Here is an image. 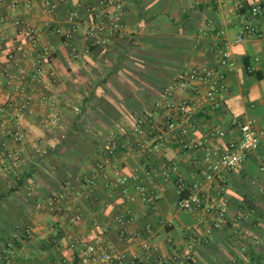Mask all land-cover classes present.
<instances>
[{
    "label": "crops",
    "instance_id": "crops-1",
    "mask_svg": "<svg viewBox=\"0 0 264 264\" xmlns=\"http://www.w3.org/2000/svg\"><path fill=\"white\" fill-rule=\"evenodd\" d=\"M124 1L120 29L97 45L85 37L92 18H104L99 0L0 2V136L6 133L9 146L0 152V264H86L70 247L79 233L127 257L140 256L142 243L150 242L162 257H177L171 264H264V188L251 183L264 182V134L239 169L211 180L204 175V147L238 136L234 118H256L264 129V14L251 15L264 0ZM245 22L256 32L231 46L224 103L201 88L174 94L176 102L190 100L188 113L167 107L164 87L184 68L217 66L224 42ZM56 29L73 33L66 38ZM12 48L24 74L9 56ZM41 48L49 49L52 67L32 80L33 52ZM141 118L158 129L171 119L188 132L172 131L152 150L135 132ZM17 127L25 133L22 142L12 139ZM213 129L226 135L213 136ZM190 140L202 146L183 148ZM151 192L158 195L153 203ZM193 193L210 212L176 206L180 194ZM224 193L229 201L219 218L215 205ZM50 198H56L53 208ZM244 211L250 221L236 234L234 218ZM76 214L81 222L72 221ZM120 214L132 220L122 223ZM214 221V239L188 248L185 231L202 235ZM16 225L28 226L31 235Z\"/></svg>",
    "mask_w": 264,
    "mask_h": 264
},
{
    "label": "built area",
    "instance_id": "built-area-1",
    "mask_svg": "<svg viewBox=\"0 0 264 264\" xmlns=\"http://www.w3.org/2000/svg\"><path fill=\"white\" fill-rule=\"evenodd\" d=\"M1 2V0H0ZM124 0H99L101 7L106 8L103 11V19L92 18L90 21V26L87 30V35L85 40L90 45L106 44L109 42L110 36L116 33L121 27V17L124 12L125 7ZM13 6V4H12ZM110 9V11H107ZM259 14H264V3H258L251 9V15L257 16ZM57 33L64 35L66 38L72 36V29L62 31L60 29L55 30ZM26 32L29 35V40L31 43H36V38L34 37L33 30L26 25ZM255 33L256 30L251 22H245L242 31L236 36V38L231 40H226L222 47L221 57L217 66H201L193 68H184L180 71L179 76L171 82L169 85L164 87V95L166 97L165 105L170 108L176 107L178 112L186 114L191 109L190 100L187 97H183L179 102L174 100V94L177 92H193L198 93L201 88H205V94L207 97H217V103L222 105L225 101L224 92L227 90L226 82V72L223 70L225 67H230L234 64L232 60V49L233 43H238L243 41L244 33ZM34 55V73L31 75V79L35 80L45 75V73L52 67L51 64V53L47 48L36 49L33 52ZM9 56L14 61L17 66L19 74H24L25 70L21 66L20 59L22 57L15 54V48H12ZM23 56V55H22ZM7 98H10V94H7ZM23 107V106H22ZM50 120H54V117L50 119L47 118L43 121V124H47ZM231 125L237 128L239 131L238 136L230 135L229 138L217 148H213L209 145L204 147V156L208 164L204 175L207 179H214L220 173H228L230 171L237 170L241 167L247 157L254 152L260 145L261 136L264 134V129L259 126V122L256 118H234L231 121ZM178 130L181 136L187 135V128L179 126L176 121L168 119L167 126L158 129L154 124H151L147 118L139 119L136 121L135 132L142 136L144 143L150 142L149 149L158 150L164 146L168 134L172 131ZM6 134V133H5ZM2 134L0 136V152L8 153L9 146L3 138ZM211 135L218 137H223L226 135V131L220 129H213L210 132ZM12 139L16 142H22L25 138L24 131L17 127V129L11 133ZM117 144L111 141L108 147L109 153L112 154L113 150L116 148ZM183 148H199L202 146L199 142L187 141L182 143ZM16 156L17 151H15ZM15 156V157H16ZM14 157V158H15ZM16 157V158H17ZM259 169L264 172V157L260 164ZM164 178L168 179L170 171L168 169L163 171ZM222 178V176H221ZM135 179H139L136 175ZM224 180V177L222 178ZM128 178L126 176L120 175L118 181L121 183H126ZM251 183L254 185H259L264 188V182L262 183L257 178H253ZM137 188L144 195H147L146 188L139 184ZM151 202H155L158 199V195L153 192L150 193ZM56 198L49 199V206L54 207ZM229 197L227 193L222 194V198L216 202L215 210L218 213L219 218H222L226 214V206L228 204ZM176 206L180 209L196 212L201 209L210 212L211 208L204 205V198L199 193L189 194L188 196H183L180 194L176 201ZM132 220V217L126 214H120L119 221L126 223ZM72 221L81 222L82 215L76 214L72 217ZM250 221V212L244 211L238 213L234 218V223L236 227L234 232L238 234L242 226ZM16 227L21 228L26 236L31 235V230L25 225H16ZM219 227V222L214 221L212 226L206 228L205 232L200 235L193 233L190 230L185 231L187 238L188 248L193 247L196 243L209 242L214 239V230ZM70 247L77 249L79 255L83 258L86 264H148L150 261H154L159 264H171L173 260H176V256L162 257L158 253L157 247L150 243L144 242L141 245V255L127 257L126 254L122 252H116L109 247L103 246L99 240L94 242L92 236L89 233H79L77 234L70 243ZM242 250L245 251L246 247L243 246ZM185 258H190V253L185 255Z\"/></svg>",
    "mask_w": 264,
    "mask_h": 264
},
{
    "label": "trees",
    "instance_id": "trees-1",
    "mask_svg": "<svg viewBox=\"0 0 264 264\" xmlns=\"http://www.w3.org/2000/svg\"><path fill=\"white\" fill-rule=\"evenodd\" d=\"M183 196H187V194L186 195H183Z\"/></svg>",
    "mask_w": 264,
    "mask_h": 264
}]
</instances>
